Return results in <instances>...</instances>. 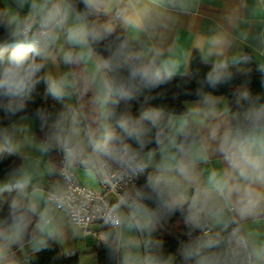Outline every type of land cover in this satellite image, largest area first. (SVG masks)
I'll use <instances>...</instances> for the list:
<instances>
[{
  "label": "clouds",
  "instance_id": "1",
  "mask_svg": "<svg viewBox=\"0 0 264 264\" xmlns=\"http://www.w3.org/2000/svg\"><path fill=\"white\" fill-rule=\"evenodd\" d=\"M149 2L185 14L199 4ZM141 3L0 0V264H31L29 252L58 248L66 220L73 236L101 225L97 247L108 264H264L260 233L241 234L235 223H257L264 206V91L253 88L258 75L264 89V62L239 51L219 58L213 36L200 57L212 66L193 96L188 51L151 39L136 45L101 22L115 13L143 34ZM259 4L252 13L264 23ZM174 81L190 101L183 112L161 103ZM39 85L58 110L37 104ZM225 85L234 91L221 108ZM53 152L58 170L46 159ZM213 157L224 167L204 169ZM52 174L63 182L43 190L40 181ZM85 192L92 213L76 200ZM176 219L183 230L168 231Z\"/></svg>",
  "mask_w": 264,
  "mask_h": 264
},
{
  "label": "crops",
  "instance_id": "2",
  "mask_svg": "<svg viewBox=\"0 0 264 264\" xmlns=\"http://www.w3.org/2000/svg\"><path fill=\"white\" fill-rule=\"evenodd\" d=\"M253 5L259 7V0H199L198 7L192 13L185 14L172 8L156 7L151 5L149 0H142L136 8L141 16L143 34L128 28L115 13L103 18L105 21L117 22L123 33L136 45L142 39H151L153 43L166 51L177 46L190 53L189 61L194 52H198L201 57V53L211 46L210 38L215 36L220 41L219 47L223 48V53L219 58H230L239 51L247 53L256 62H264V23H259L258 19L253 16ZM210 59L212 61L217 59L215 48ZM209 65L212 64L209 63ZM52 71L56 72L57 69L53 68ZM75 71L78 72L79 69ZM220 96L219 106L223 108L227 101L225 96ZM81 103L87 111L89 108L87 97H83ZM188 103L190 101L184 103V111ZM217 118L224 119L225 117L221 115ZM204 131L207 132L208 128L206 127ZM46 159L50 160L49 157ZM202 167L220 169L224 165L213 157L209 164ZM206 175L207 172H203L201 180ZM56 184V179L51 175L47 178L43 177L40 181V187L43 190H50ZM257 220L258 222L253 224L251 219L237 218L235 223L241 226V234L258 231L260 233L258 238L264 240V206L261 207ZM91 229L96 231V235L85 233L84 229H80L77 235L73 236L72 228L66 220L65 227L60 233L58 248L63 254L65 252L76 254L79 264H96L95 249L101 242L104 229L98 225H92ZM17 257L23 260L19 252H17Z\"/></svg>",
  "mask_w": 264,
  "mask_h": 264
},
{
  "label": "trees",
  "instance_id": "3",
  "mask_svg": "<svg viewBox=\"0 0 264 264\" xmlns=\"http://www.w3.org/2000/svg\"><path fill=\"white\" fill-rule=\"evenodd\" d=\"M100 19H101V22H105L103 17H101ZM106 22L113 24L121 35H125L123 31L120 29L117 22L115 21H110V22L106 21ZM211 66L212 65L204 64L201 62L200 54L198 52H194L191 55L190 61H189V76L191 77V79H190L187 91H190L193 94V96L195 95V90L198 87V84L195 82L196 79L202 78V76L206 74L207 71L210 70ZM197 72L199 73V76H196ZM253 88L255 91H258V92L264 91V89H261V86L259 84L258 75L256 77V82L254 83ZM162 90H165V89H162ZM38 91L41 93V96L37 100V104L48 106L50 111H56L59 109L60 106L57 104L56 101L52 100L50 97H44L42 95L43 85L38 86ZM166 91H167V98L161 103L170 108H173L177 112H183L184 103L186 101H189L188 96L183 95L182 92L177 89L175 81L167 85ZM217 91L220 95L226 97L227 104L230 103L231 98H232V93L234 91V87H229L225 85V86H221ZM174 94L176 96L175 99H173ZM35 107H36L35 104H30L29 110L34 111ZM0 115H2V113H0ZM33 129L36 135V139L37 140L42 139L43 133L39 131L37 124H34ZM49 159L51 163L53 164V166L57 168V157H56L55 152L51 153V155L49 156ZM15 163L18 164L19 161H16ZM13 166H15V164ZM3 167L4 165L0 164V168H3ZM55 175L56 174H52L51 177L55 178ZM5 212H6V209H5ZM3 214L4 213H0V217H2ZM167 230L173 233H179L183 230V228L179 220L176 219L169 224ZM156 235L159 238H162V233H157ZM168 246L174 247V243H170ZM28 255L29 257H31V264H79L78 256L76 254L64 255L60 251V249L57 247L43 250L35 255H33L32 253H29ZM95 257H96V264H108L105 250L102 247H97L95 249Z\"/></svg>",
  "mask_w": 264,
  "mask_h": 264
},
{
  "label": "built area",
  "instance_id": "4",
  "mask_svg": "<svg viewBox=\"0 0 264 264\" xmlns=\"http://www.w3.org/2000/svg\"><path fill=\"white\" fill-rule=\"evenodd\" d=\"M56 157H57V170H58L60 164H59V156H58L57 153H56ZM55 179H56V182L57 183L58 182L59 183H62L63 182L62 181V178L59 177L58 175H55ZM109 198L110 199H114V196H112L111 194H109ZM92 199H93V195L91 193L85 192L83 195H81L79 193L76 194V200H77V202H80L83 206H86L88 208V210H89L90 213H92L94 210L92 209L91 204H86L85 201L86 200L90 201ZM92 225H98V226L101 227L100 224H98L95 221H93V222H91V223L88 224L87 228H84V231H85V233H90V234L96 235V231L91 229V226Z\"/></svg>",
  "mask_w": 264,
  "mask_h": 264
},
{
  "label": "rangeland",
  "instance_id": "5",
  "mask_svg": "<svg viewBox=\"0 0 264 264\" xmlns=\"http://www.w3.org/2000/svg\"><path fill=\"white\" fill-rule=\"evenodd\" d=\"M47 178L48 177V175H46V176H44V178ZM82 179H84L86 182H87V178L86 177H82Z\"/></svg>",
  "mask_w": 264,
  "mask_h": 264
}]
</instances>
